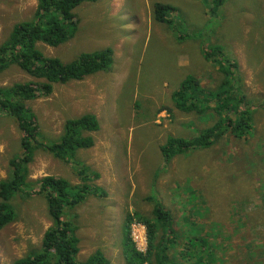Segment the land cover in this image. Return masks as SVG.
<instances>
[{
    "label": "rangeland",
    "instance_id": "obj_1",
    "mask_svg": "<svg viewBox=\"0 0 264 264\" xmlns=\"http://www.w3.org/2000/svg\"><path fill=\"white\" fill-rule=\"evenodd\" d=\"M37 2L0 0V44L16 22L34 15ZM157 2L176 7L171 25L156 21ZM75 11L78 28L68 41L38 46L63 61L110 47L113 63L83 79L56 83L50 95L29 105L45 143L60 137L66 119L84 113L95 114L100 128L85 133L95 143L78 149L70 163L38 151L29 181L53 175L81 183L83 166L100 173V178L92 172L84 177L107 194L88 195L64 215L78 225L77 260L101 250L110 264H126V217L153 218L154 204L148 199L153 196L173 215L178 236L170 237L167 252L178 264H264V0H224L218 8L213 0H98ZM214 48L221 52L212 55ZM224 58L239 64L232 81L244 95L239 107L252 116L249 133L241 138L226 133L210 147L166 161L160 147L168 135L190 138L216 121L178 109L173 93L187 75L214 90L224 79L215 59ZM20 81L44 79L17 65L0 74V86ZM21 137L14 118L1 112L0 181L10 175V159L21 155ZM12 202L18 218L0 229V264H12L39 248L52 225L41 196H16ZM139 230L134 226L137 236ZM138 244L144 246L140 237Z\"/></svg>",
    "mask_w": 264,
    "mask_h": 264
},
{
    "label": "trees",
    "instance_id": "obj_2",
    "mask_svg": "<svg viewBox=\"0 0 264 264\" xmlns=\"http://www.w3.org/2000/svg\"><path fill=\"white\" fill-rule=\"evenodd\" d=\"M96 1L98 0H38L34 15L16 22L9 36L0 44V74L12 65H17L31 76L44 79L42 82L20 81L0 86V113L5 112L13 117L22 134L21 155L10 159V175L0 181V229L18 218V211L12 202L16 196L31 198L39 195L46 199L48 214L52 219V225L45 231L41 246L17 258L12 264H110L101 250H97L85 261L77 260L80 251L78 225L64 217L67 208L76 207L88 195L103 197L107 194L101 186L100 189L92 186L84 177L92 172L94 178H100V173L83 166L79 170L81 183L73 184L64 177L53 175L44 176L37 182L29 181V166L38 151L46 150L70 163L78 149L90 148L95 143L93 136L85 135L86 132L100 128V122L93 113L66 119L60 137L45 143L40 139L42 133L38 116L29 102L40 95H50L56 83L80 80L107 70L112 65L114 51L110 47L84 51L76 59L63 61L58 57L45 55L38 46L41 42L57 47L68 41L78 28L76 8L85 2ZM223 2L224 0H213V7L218 8ZM153 8L156 21L167 25L173 23L170 14L176 10L175 6L157 2ZM219 52L221 48H214L212 55ZM210 54L211 52H207V58ZM215 61L219 63L224 79L214 90L209 91L203 87L194 75H187L172 97L175 106L183 112L197 113L202 119L211 117L216 121L208 129L205 128L190 138L168 135L160 147L166 161L194 148L210 147L226 133L232 132L241 138L252 127L250 112L239 107L244 95L232 81L235 70L239 68L238 62L229 58H224L223 62L220 59ZM235 109L233 117L231 112ZM148 199L154 204L153 218L140 214L136 217L146 225L147 250L140 252L136 249L129 233L131 221L135 217L128 214L123 241L126 264H178L167 252L170 237L173 235L175 237L172 239L176 240L178 236L174 229L173 215L156 197L150 196ZM195 240L192 239L194 246H199L200 242ZM188 244L194 248L190 241ZM188 247L187 249L190 248Z\"/></svg>",
    "mask_w": 264,
    "mask_h": 264
},
{
    "label": "built area",
    "instance_id": "obj_3",
    "mask_svg": "<svg viewBox=\"0 0 264 264\" xmlns=\"http://www.w3.org/2000/svg\"><path fill=\"white\" fill-rule=\"evenodd\" d=\"M134 226H137L140 229L138 231L139 232V236H137V232L134 233ZM130 229H131L130 236H131V239H132L133 243L135 244L136 249L138 251H140V252H146L147 247H148V237H147V228H146L145 223H143L142 221H139L138 219L134 218L131 221ZM138 237H140V239L143 241V243H144L143 247L139 246Z\"/></svg>",
    "mask_w": 264,
    "mask_h": 264
},
{
    "label": "crops",
    "instance_id": "obj_4",
    "mask_svg": "<svg viewBox=\"0 0 264 264\" xmlns=\"http://www.w3.org/2000/svg\"><path fill=\"white\" fill-rule=\"evenodd\" d=\"M80 246V245H79ZM80 252V251H79Z\"/></svg>",
    "mask_w": 264,
    "mask_h": 264
}]
</instances>
